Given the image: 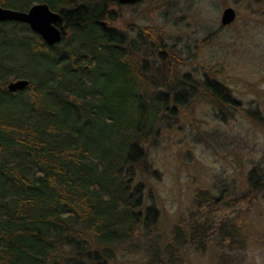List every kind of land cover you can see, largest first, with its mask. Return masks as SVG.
Here are the masks:
<instances>
[{
    "label": "trees",
    "instance_id": "1",
    "mask_svg": "<svg viewBox=\"0 0 264 264\" xmlns=\"http://www.w3.org/2000/svg\"><path fill=\"white\" fill-rule=\"evenodd\" d=\"M35 4L60 13L63 39L50 47L27 24L0 23V264H118L138 245L149 264H190L211 239L254 247L241 215L264 192V155L246 193L203 197L187 219L169 222L144 181L162 178L149 154L184 130L199 84L218 114L238 110L224 62H203L195 85L182 69L200 49L178 55L147 28L138 33L149 41H135L116 26L119 0H0L24 12ZM144 52L154 62L136 61ZM19 79L30 86L9 91Z\"/></svg>",
    "mask_w": 264,
    "mask_h": 264
},
{
    "label": "rangeland",
    "instance_id": "2",
    "mask_svg": "<svg viewBox=\"0 0 264 264\" xmlns=\"http://www.w3.org/2000/svg\"><path fill=\"white\" fill-rule=\"evenodd\" d=\"M174 2L166 7L165 0H137L133 7H118L120 20L116 26L135 41L145 42L150 36L141 33L140 37L139 29H150L166 46H176L181 56L188 52L195 55L199 48L201 59H191L182 69L192 75L195 85L196 75L200 74V78L204 73L203 62H224L230 80L225 90L239 106L237 111L229 107L231 120L218 114L201 83L184 110V130L165 137L158 149L151 150L149 158L162 178L156 182L149 176L142 180L146 191L154 187L164 197L163 209L169 222L187 219L203 197H216L225 188L237 195L246 193L248 174L264 155V0ZM227 8L235 9L237 19L223 26L222 15ZM134 58L154 62L146 52ZM175 71L180 73L177 68ZM152 89L156 90L155 86ZM219 115L225 116L224 121ZM256 196L241 215L243 224L251 229L255 246L240 251L222 250L218 239H211L204 252L190 258V264H264V192ZM147 260L146 247L138 245L118 264H149Z\"/></svg>",
    "mask_w": 264,
    "mask_h": 264
},
{
    "label": "water",
    "instance_id": "3",
    "mask_svg": "<svg viewBox=\"0 0 264 264\" xmlns=\"http://www.w3.org/2000/svg\"><path fill=\"white\" fill-rule=\"evenodd\" d=\"M122 5L134 4L137 0H119ZM237 13L233 8H227L222 15V25L228 26L235 22ZM61 15L54 12L47 4H35L28 11H18L4 8L0 5V23L19 22L30 26L40 35L45 43L53 47L63 39V32L58 27ZM30 86V81L25 79L12 80L7 88L11 92L24 91Z\"/></svg>",
    "mask_w": 264,
    "mask_h": 264
}]
</instances>
